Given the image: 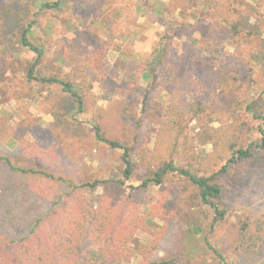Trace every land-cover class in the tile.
I'll return each instance as SVG.
<instances>
[{"label":"rangeland","instance_id":"rangeland-1","mask_svg":"<svg viewBox=\"0 0 264 264\" xmlns=\"http://www.w3.org/2000/svg\"><path fill=\"white\" fill-rule=\"evenodd\" d=\"M46 1L54 0H0L6 21L0 45V132L12 129L17 142L55 143L60 158L78 166L84 180L123 178L122 150L98 141L93 124L108 139L130 146L138 159L143 145L153 148L165 103L196 93L216 128L239 126L238 146L260 142L264 123L246 105L255 102L264 115V0H162L176 18L194 25L197 40L185 35L173 40L174 61L164 75L174 71V79L145 102L149 82L140 77L137 63L157 42V32L164 31L163 21L152 12V0H67L59 13L41 10ZM33 20L30 41L44 54L29 81L28 67L36 54L22 48L19 35ZM207 40L215 48L206 46ZM126 43L129 56L121 54ZM79 61L82 75L75 81L71 69ZM50 77L57 82L41 80ZM66 82L77 85L83 113L76 112L77 104L62 90ZM9 146H14L12 140ZM211 149L193 122L176 159L187 163ZM251 150L250 157L218 177L225 217L212 226L214 213L197 201L189 180L170 172L161 185L141 188L144 167L135 165L137 174L127 181L135 187V201L143 210L163 203L165 218H155L154 226L163 231L156 256L164 264H264V245L243 250L240 242L242 227L256 216L264 218V149L252 145ZM153 159L152 169L161 157L155 154ZM111 185L110 192L119 191L118 184ZM147 238L136 235L140 241ZM88 245L83 243L82 249ZM135 262L132 256L128 264Z\"/></svg>","mask_w":264,"mask_h":264},{"label":"trees","instance_id":"trees-1","mask_svg":"<svg viewBox=\"0 0 264 264\" xmlns=\"http://www.w3.org/2000/svg\"><path fill=\"white\" fill-rule=\"evenodd\" d=\"M66 2L46 1L41 10L59 13ZM152 12L163 21L164 31L157 32V42L137 63L140 77L149 82L144 102L151 93L162 91L174 79V71L164 75L165 68L172 59L174 61L173 40L183 35L193 38L195 30L194 25L184 21L183 17L176 18L169 3L162 0H152ZM35 22L23 26L19 35L22 48L36 54L28 67L29 81L35 79L34 71L44 54L42 48L30 41ZM5 31L6 21L0 9V45ZM192 40L196 43L197 39ZM206 46L215 48L210 40ZM128 47L129 43H126L121 49L122 55H130ZM212 51L218 54V50ZM81 64L79 61L71 69L75 81L81 78ZM41 80L57 82L55 77ZM75 87L78 88L75 82H66L62 90L77 104L76 112L80 114L85 110V102ZM258 107L255 102H248L246 111L264 123V115ZM210 116L206 103L198 94L193 93L188 100L172 97L165 103L156 124L153 148L143 145L138 151V159H133L130 146L108 139L100 125L94 123L93 131L98 141L122 150L123 178L116 176L104 181L99 178L84 180L78 166L60 158L55 143L17 142L12 129H4L0 132V264H128L132 256L136 258L134 264H164L165 261L156 256L163 231L154 226L155 218H165L163 203L159 201L143 210L135 201V187L127 183L137 174L135 165L144 167L143 173L139 174L141 188L161 185L170 172L189 180L197 201L213 211L212 226L225 217V210L220 207L222 188L218 177L233 163L250 157L252 145L264 149L263 129L259 143L242 148L235 137L239 126L231 124L216 128L210 122ZM193 122L212 149L201 159L184 163L176 159V155ZM10 140L14 143L12 147ZM155 154L161 161L152 169L150 163ZM111 183L118 184L119 191L110 192ZM122 189H128V192L122 194ZM194 231L199 232L200 227L195 226ZM139 232L148 237L146 241L136 239ZM240 242L243 250L264 245V218L256 216L250 224H245ZM83 243L89 245L82 249ZM215 252L220 258L221 255Z\"/></svg>","mask_w":264,"mask_h":264}]
</instances>
